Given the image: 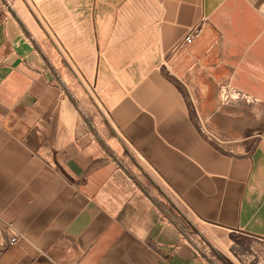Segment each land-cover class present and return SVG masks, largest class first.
I'll use <instances>...</instances> for the list:
<instances>
[{
	"label": "crops",
	"instance_id": "obj_1",
	"mask_svg": "<svg viewBox=\"0 0 264 264\" xmlns=\"http://www.w3.org/2000/svg\"><path fill=\"white\" fill-rule=\"evenodd\" d=\"M147 55L144 75L115 90L110 72ZM204 56L212 81L254 101L210 117L232 148L196 127L191 85L172 73ZM66 71L110 90L105 128L87 124ZM121 145L188 215L264 236V0H0V225L22 233L0 264H180L178 224Z\"/></svg>",
	"mask_w": 264,
	"mask_h": 264
},
{
	"label": "rangeland",
	"instance_id": "obj_2",
	"mask_svg": "<svg viewBox=\"0 0 264 264\" xmlns=\"http://www.w3.org/2000/svg\"><path fill=\"white\" fill-rule=\"evenodd\" d=\"M115 57L120 58L121 56ZM203 58L204 60L200 58L195 62L192 58L184 57L185 61L183 63L181 61L179 67L175 65L174 70L171 71L191 85L186 104L196 127L204 131L211 139L218 140L223 146L232 148L234 147L233 142L229 143L222 134L219 135L217 126L213 124L210 117L222 103L254 104V101L244 96L239 98L235 95L230 98L226 96L221 90L222 80L212 81L217 76L216 71L211 68L213 58H207V56ZM150 60H153L151 55L142 56L139 59L134 58L128 71L110 72L116 85L114 89L120 91L129 88L144 75L146 64L149 65ZM103 73L106 75V72ZM64 74L66 76L64 78L67 79V88L79 101L87 124L93 128H105L103 116L114 99L112 95L110 97V90L99 86L92 72L66 71ZM257 109L262 110L260 106L255 108ZM261 120L259 119L260 126L262 125ZM118 150L123 156L127 171L138 182L137 185L147 193H154L161 198L164 209L169 215L172 214L177 222L179 231L183 235L180 240V246H182L180 264H264V236H255L239 229L229 230L188 215L180 200L172 195V200L177 204L175 205L165 197V192H168L167 187L149 167L139 165L122 145ZM169 195L171 196L170 193ZM6 236L5 228L0 225V253L8 244Z\"/></svg>",
	"mask_w": 264,
	"mask_h": 264
},
{
	"label": "built area",
	"instance_id": "obj_3",
	"mask_svg": "<svg viewBox=\"0 0 264 264\" xmlns=\"http://www.w3.org/2000/svg\"><path fill=\"white\" fill-rule=\"evenodd\" d=\"M201 35V25L200 23H196L192 27L189 28L186 35L184 36L182 42L186 44H190L193 41H195L199 36ZM166 67V66H165ZM169 71V69H167ZM221 90L228 96L229 98L232 95H235V97H246V95L240 91L239 89L232 86L229 82H223L221 85ZM237 99V98H236ZM230 101V99L228 100ZM80 106V105H79ZM6 235H7V243L14 244L20 240L22 237V233L18 230H16L12 225L7 224L6 227Z\"/></svg>",
	"mask_w": 264,
	"mask_h": 264
}]
</instances>
